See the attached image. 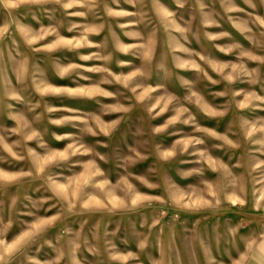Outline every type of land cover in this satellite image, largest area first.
I'll return each instance as SVG.
<instances>
[{
    "label": "rangeland",
    "instance_id": "374dc122",
    "mask_svg": "<svg viewBox=\"0 0 264 264\" xmlns=\"http://www.w3.org/2000/svg\"><path fill=\"white\" fill-rule=\"evenodd\" d=\"M0 264H264V0H0Z\"/></svg>",
    "mask_w": 264,
    "mask_h": 264
}]
</instances>
